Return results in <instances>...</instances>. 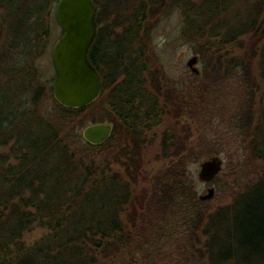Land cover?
I'll use <instances>...</instances> for the list:
<instances>
[{
    "label": "trees",
    "instance_id": "16d2710c",
    "mask_svg": "<svg viewBox=\"0 0 264 264\" xmlns=\"http://www.w3.org/2000/svg\"><path fill=\"white\" fill-rule=\"evenodd\" d=\"M56 1L0 0V264H128L127 254L147 249V225L173 205L190 210L186 252L195 264H264V0H128L127 25L121 24L114 37L100 26L105 6L93 0L98 29L89 60L102 90L92 103L68 108L55 100L51 84L59 112L53 122L36 109L46 83L39 80L37 57L47 46ZM174 10L183 18L182 36L200 42L196 50L208 54L203 55L208 65L225 64L247 88L233 118L259 171L213 211L203 209L207 200L196 197L181 168L184 157L157 177L150 197L146 191L134 194L128 168L125 174L110 171L112 163L134 162L135 136L159 124L162 108L155 93L144 88L147 64L138 44L154 18ZM165 95L173 107L174 90ZM94 104L105 107L113 129L102 143H85L118 145L112 161L107 155L101 161L81 156L70 142L85 126L77 117ZM114 134L119 138L112 143ZM163 145L166 153L168 142ZM175 147V155L186 151ZM35 223L46 231L28 243L24 234ZM200 228L204 241L194 232Z\"/></svg>",
    "mask_w": 264,
    "mask_h": 264
},
{
    "label": "rangeland",
    "instance_id": "374dc122",
    "mask_svg": "<svg viewBox=\"0 0 264 264\" xmlns=\"http://www.w3.org/2000/svg\"><path fill=\"white\" fill-rule=\"evenodd\" d=\"M98 1L105 6L100 26L107 27L114 37V34L121 31V24L127 25L129 1L115 0L110 4H107L106 0ZM49 27L47 46L37 57L41 74L39 80L46 83L43 82V93L36 100V109L39 115H47L53 122H57L59 112L51 98L50 89L55 75L51 49L55 41L62 36L63 30L54 15L49 18ZM182 29V15L179 10H174L167 16H157L150 22L146 32L144 29L141 31L143 42L138 44V48L143 50L142 58L147 64L142 76L143 84L147 93L152 91L157 96L162 115L158 125L148 127L142 130L139 136H135L139 154L134 156V162L123 159L129 163L124 167L120 160L119 163L110 164V171L120 170L125 174L128 168L134 175V179H130L134 185V194H143L146 191V196L150 197L159 185L157 177L177 163L180 157H184L181 168L183 167L187 180L193 184L196 197L206 193L208 187H214V196L202 205L203 209L213 211L218 205L228 203L235 192L243 190L246 183L255 179L260 163L250 158L243 130L237 127L238 122L235 123L233 118L244 98L247 89L245 83L236 72L232 75L230 70L227 71L225 64L220 68L208 65L204 57H208V54L196 50L200 42L193 43L189 38L183 37ZM194 55H197L194 66L198 73H194L186 64ZM168 89L174 90L173 107L167 102L165 95ZM77 120L85 126L94 122H109L105 107L98 104L85 110ZM84 127L78 129L79 137L73 135L70 138L73 149L79 155L95 158L97 161H101L106 155L109 160H114L119 146H89L82 136ZM171 135L174 137L171 138ZM117 138L118 135L114 134L112 143ZM163 142H168L166 153L162 150ZM129 143V148L133 149L132 142ZM123 144L120 146H124ZM170 144L184 146L186 151L175 155L173 153L176 147ZM211 155H219L223 159L222 170L211 182H201L197 179L199 162ZM171 207L173 208L159 215V220L151 221L147 225L151 228L148 229L150 231L146 230L148 236L145 234L143 237L147 240V249L132 256L127 254L124 260L131 259L128 264H195L186 252L188 242L191 241V232L186 222L190 210L187 205L180 206V209L174 208V205ZM45 229L35 223L24 234V240L33 243L45 233ZM158 229V233L153 231ZM194 232L198 234L197 239L200 241L206 239L201 228L194 229ZM114 261L107 260L102 264H115Z\"/></svg>",
    "mask_w": 264,
    "mask_h": 264
},
{
    "label": "water",
    "instance_id": "95a60500",
    "mask_svg": "<svg viewBox=\"0 0 264 264\" xmlns=\"http://www.w3.org/2000/svg\"><path fill=\"white\" fill-rule=\"evenodd\" d=\"M97 6L93 0H57L54 16L63 34L52 46L51 57L55 71L52 92L55 100L68 108L84 107L96 100L102 90V79L89 60V50L97 34ZM197 55L186 62L194 72ZM112 132L110 122H94L82 130L83 138L91 144H100ZM223 159L211 155L199 162L197 179L211 182L220 173ZM215 194L214 187L200 194V200H209Z\"/></svg>",
    "mask_w": 264,
    "mask_h": 264
},
{
    "label": "flooded vegetation",
    "instance_id": "af4514ba",
    "mask_svg": "<svg viewBox=\"0 0 264 264\" xmlns=\"http://www.w3.org/2000/svg\"><path fill=\"white\" fill-rule=\"evenodd\" d=\"M112 124V123H111ZM112 129H113V124H112Z\"/></svg>",
    "mask_w": 264,
    "mask_h": 264
}]
</instances>
